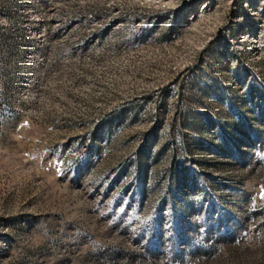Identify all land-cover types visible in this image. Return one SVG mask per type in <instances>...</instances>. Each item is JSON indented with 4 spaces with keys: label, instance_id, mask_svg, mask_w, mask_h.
<instances>
[{
    "label": "rangeland",
    "instance_id": "obj_1",
    "mask_svg": "<svg viewBox=\"0 0 264 264\" xmlns=\"http://www.w3.org/2000/svg\"><path fill=\"white\" fill-rule=\"evenodd\" d=\"M0 264H264V0H0Z\"/></svg>",
    "mask_w": 264,
    "mask_h": 264
}]
</instances>
